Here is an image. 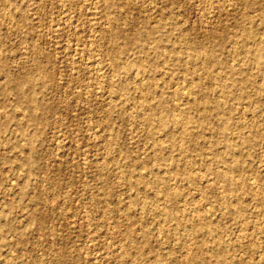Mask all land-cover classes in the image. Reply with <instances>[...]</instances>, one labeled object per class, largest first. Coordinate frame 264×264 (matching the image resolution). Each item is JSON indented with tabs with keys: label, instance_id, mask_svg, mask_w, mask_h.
I'll return each instance as SVG.
<instances>
[{
	"label": "rangeland",
	"instance_id": "rangeland-1",
	"mask_svg": "<svg viewBox=\"0 0 264 264\" xmlns=\"http://www.w3.org/2000/svg\"><path fill=\"white\" fill-rule=\"evenodd\" d=\"M263 198L264 0H0V264H264Z\"/></svg>",
	"mask_w": 264,
	"mask_h": 264
},
{
	"label": "bare ground",
	"instance_id": "bare-ground-1",
	"mask_svg": "<svg viewBox=\"0 0 264 264\" xmlns=\"http://www.w3.org/2000/svg\"><path fill=\"white\" fill-rule=\"evenodd\" d=\"M218 6V5H217ZM106 16V15H105ZM109 21V20H108ZM211 25V24H210ZM209 25V26H210ZM114 27V26H113ZM214 27V26H213ZM209 28V27H208ZM216 29V28H215ZM224 30H225V28H224ZM79 33V32H78ZM78 35V34H77ZM212 35V34H211ZM225 35V34H224ZM205 37L207 38V36L205 35ZM248 40V39H247ZM210 41V40H209ZM239 42V41H238ZM245 42V41H244ZM200 46V45H199ZM234 50V49H233ZM235 53V52H234ZM113 56V55H112ZM193 57V56H192ZM212 55L211 54H209L207 57H206V61H208V63L209 62H211L212 61ZM214 61V60H213ZM190 62V61H189ZM129 66V65H128ZM98 67V66H97ZM100 67V66H99ZM131 67V66H130ZM201 67V66H200ZM127 69H129V68H127ZM214 73V72H213ZM99 75H101V74H99ZM138 75V74H137ZM140 76V75H139ZM141 77V76H140ZM225 77V76H224ZM139 78V77H138ZM142 79V78H141ZM141 79H139L140 81H141ZM144 79V78H143ZM143 79H142V81H143ZM243 79V78H242ZM145 80V79H144ZM139 81V82H140ZM29 82H30V80H29ZM191 85H193V82H192V84L191 83H188V86L186 85V87H191ZM184 88H185V86H184ZM188 92V91H187ZM144 94V93H143ZM196 97V96H195ZM193 98V97H192ZM114 100V99H113ZM32 103H34V102H32ZM179 106V105H178ZM182 106V105H181ZM35 107V105H33V107L32 108H34ZM124 109V108H123ZM142 109V108H141ZM204 110V109H203ZM148 112V111H147ZM146 114V113H145ZM20 116V115H19ZM182 118V117H181ZM186 119V118H185ZM182 120V119H181ZM178 121V120H177ZM181 127H183V126H181ZM176 128V127H175ZM173 130H175V129H173ZM191 130V129H190ZM175 133V132H174ZM150 140V139H149ZM180 141V140H179ZM159 142V141H158ZM184 145V144H183ZM219 150V149H218ZM161 154V153H160ZM155 156V155H154ZM182 160V159H181ZM180 160V161H181ZM128 165V164H127ZM183 167V166H182ZM157 168V167H156ZM97 170V169H96ZM185 170V169H184ZM179 171V170H178ZM231 171V170H230ZM162 173V172H161ZM226 174H227V172H218L217 173V176L218 177H221V178H223L225 181L228 179L227 177H226ZM101 175V174H100ZM205 175V174H204ZM229 176V175H228ZM142 178V177H141ZM147 178V177H146ZM163 179V178H162ZM229 179H231L230 177H229ZM238 180V179H237ZM240 181V180H239ZM209 182V181H208ZM250 182V181H249ZM148 184V183H147ZM255 184V183H254ZM253 184V185H254ZM233 184H230V183H228L227 185H225L224 186V189H223V191H225L224 193L225 194H229V192H231L232 191V189H233ZM235 186V185H234ZM131 187V186H130ZM255 187H257V186H255ZM251 188V187H250ZM154 190H155V188H154ZM222 191V190H221ZM220 191V192H221ZM175 192V191H174ZM235 192V191H234ZM255 192V191H254ZM223 193V194H224ZM232 193V192H231ZM233 194V193H232ZM154 196V195H153ZM228 196H224L223 197V199H222V203L224 204V206L226 207V208H231L232 209V207L231 206H233V203H232V205L230 204V202H229V200H228V198H227ZM230 199V198H229ZM264 199V198H263ZM234 201H236V200H234ZM221 202V201H220ZM237 202H238V200H237ZM235 204H236V202H235ZM226 208H225V210H226ZM147 211V210H146ZM149 211V210H148ZM227 211V210H226ZM230 211H232V210H230ZM229 211V212H230ZM165 214V213H164ZM163 214V215H164ZM172 214V213H171ZM230 214V213H229ZM232 215V214H231ZM201 218V216L198 218V219H200ZM232 218V217H231ZM88 219V218H87ZM170 219V218H169ZM198 219H197V221H198ZM173 220V219H172ZM90 221V220H89ZM194 226V225H193ZM202 226V225H201ZM194 227H196V230H195V232L197 233V234H199V233H203V232H199V230H200V228L198 227L197 228V226H194ZM203 227V226H202ZM203 229V228H202ZM206 229V228H205ZM132 233V232H131ZM205 233V236H207V237H210L211 236V232H209V231H205L204 232ZM200 235V234H199ZM201 236V235H200ZM213 236V235H212ZM245 236V235H244ZM247 236V235H246ZM243 237V236H242ZM215 238H217V237H215ZM132 240V239H131ZM203 241V240H202ZM216 241V240H215ZM214 243V242H213ZM216 243V242H215ZM197 244V243H196ZM220 245V243H218V245H217V243H216V247L217 246H219ZM221 246V245H220ZM215 247V248H216ZM221 248V247H220ZM219 248V249H220ZM192 250V249H191ZM190 250V251H191ZM208 251V250H207ZM216 251V250H215ZM188 252V251H187ZM218 252V251H217ZM222 252V251H221ZM195 253V252H194ZM190 258H192V256H190ZM191 261V260H190ZM226 260L225 259H223V262H225ZM186 262H188V261H186ZM245 262V261H244ZM253 262V261H252Z\"/></svg>",
	"mask_w": 264,
	"mask_h": 264
}]
</instances>
